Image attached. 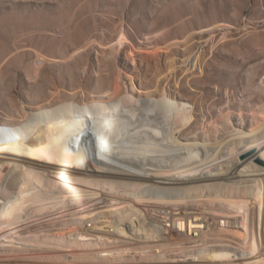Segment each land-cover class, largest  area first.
Masks as SVG:
<instances>
[{
    "label": "bare ground",
    "instance_id": "obj_1",
    "mask_svg": "<svg viewBox=\"0 0 264 264\" xmlns=\"http://www.w3.org/2000/svg\"><path fill=\"white\" fill-rule=\"evenodd\" d=\"M106 97L0 138V264H264V109L187 135L188 102Z\"/></svg>",
    "mask_w": 264,
    "mask_h": 264
},
{
    "label": "rangeland",
    "instance_id": "obj_2",
    "mask_svg": "<svg viewBox=\"0 0 264 264\" xmlns=\"http://www.w3.org/2000/svg\"><path fill=\"white\" fill-rule=\"evenodd\" d=\"M133 87L194 105L187 135L251 127L264 0H0V138L42 107Z\"/></svg>",
    "mask_w": 264,
    "mask_h": 264
}]
</instances>
